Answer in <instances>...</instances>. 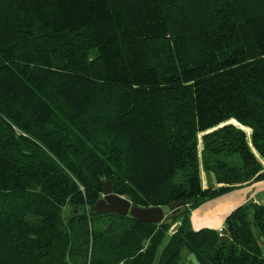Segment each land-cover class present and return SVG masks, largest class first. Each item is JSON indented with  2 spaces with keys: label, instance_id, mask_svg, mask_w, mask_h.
<instances>
[{
  "label": "trees",
  "instance_id": "trees-1",
  "mask_svg": "<svg viewBox=\"0 0 264 264\" xmlns=\"http://www.w3.org/2000/svg\"><path fill=\"white\" fill-rule=\"evenodd\" d=\"M263 180L264 0H0V264H264V203L190 223Z\"/></svg>",
  "mask_w": 264,
  "mask_h": 264
},
{
  "label": "rangeland",
  "instance_id": "rangeland-1",
  "mask_svg": "<svg viewBox=\"0 0 264 264\" xmlns=\"http://www.w3.org/2000/svg\"><path fill=\"white\" fill-rule=\"evenodd\" d=\"M229 122H232L234 125L244 129L245 132L247 134H249V132H250L249 128L242 126L233 120H231ZM200 148H201V144H199V149ZM201 177H202V182H203L204 187L216 186L214 175L211 171H202ZM236 190H241L239 192L246 193V199L241 204H247L251 201H256V200H257V202L264 203V199H263L264 198V180L252 182L246 188H245V186H242V187L233 189V190L229 191L228 193H226L227 194L226 196H229L232 192H235ZM245 190H248V191H245ZM236 192H238V191H236ZM224 198L225 197H223V198L220 197V198H214V199H210L208 201H205V202H203V204L199 205L198 207H196V209L193 210L195 212V214H192L193 213V211H192L191 216H190V223H192L193 227L195 226V228H193L194 230H197V229H200L201 227H204L203 224L199 225L200 222L208 223L207 224L208 226H206L208 228H214L216 230H219L217 227L218 224H213V220H216L218 218V215L220 214L221 216H223L222 221L224 224L225 217L227 214H229V212L226 214L228 207L226 206V203H225L226 200ZM216 199H217V201H214ZM219 200H220V202H219ZM64 214L65 215L68 214V208L67 207L64 209ZM164 219L168 220L169 217H165ZM197 225H199V226H197ZM220 228H222V230H223L224 226L220 227ZM158 255H159V252L156 256L154 264L157 263ZM182 262L184 264H199L195 260L193 254L191 252H189L187 249L183 250V252H182Z\"/></svg>",
  "mask_w": 264,
  "mask_h": 264
},
{
  "label": "water",
  "instance_id": "water-1",
  "mask_svg": "<svg viewBox=\"0 0 264 264\" xmlns=\"http://www.w3.org/2000/svg\"><path fill=\"white\" fill-rule=\"evenodd\" d=\"M90 209L96 214H116L120 216H131L137 220L148 223H160L165 217H176L186 210L183 202H172L168 205L139 207L131 203L125 196L112 192L109 182L104 183L103 195L98 199ZM179 226L176 223L172 231L174 232ZM223 239H228L227 229L221 232Z\"/></svg>",
  "mask_w": 264,
  "mask_h": 264
},
{
  "label": "crops",
  "instance_id": "crops-1",
  "mask_svg": "<svg viewBox=\"0 0 264 264\" xmlns=\"http://www.w3.org/2000/svg\"><path fill=\"white\" fill-rule=\"evenodd\" d=\"M250 185V184H249ZM249 185H247V186H249ZM247 186H245V188L247 187ZM236 191H238V192H236ZM235 192H232L229 196H226L227 194H224V195H222V196H220V197H225L224 199L226 200L225 201V203H226V206L228 207V210H227V212H226V214L228 213V212H230L233 208H235L236 206H238V205H240L242 202H244V200L246 199V193H244V192H239V191H241V190H236ZM245 191H248V190H245ZM220 197H218V198H220ZM214 201H217V199L216 200H214ZM257 201V200H256ZM219 202H220V200H219ZM218 202V203H219ZM192 213V212H191ZM192 214H195V212L193 211V213ZM225 214V215H226ZM227 216V215H226ZM223 216H221L220 214L218 215V218L216 219V220H213V224H218L217 225V227H218V229L220 228V227H223L224 226V224H223ZM201 224H203V226L204 227H206V226H208L207 224L208 223H203V222H200V224L199 225H201ZM199 225H197V226H199ZM191 226H192V223H191ZM213 226V225H212ZM192 228H195V226L193 227L192 226ZM194 256V255H193ZM195 258V257H194ZM196 260V259H195ZM197 261V260H196Z\"/></svg>",
  "mask_w": 264,
  "mask_h": 264
},
{
  "label": "built area",
  "instance_id": "built-area-1",
  "mask_svg": "<svg viewBox=\"0 0 264 264\" xmlns=\"http://www.w3.org/2000/svg\"><path fill=\"white\" fill-rule=\"evenodd\" d=\"M218 232H220V233H221V232H222V228H219ZM119 264H121V263H119Z\"/></svg>",
  "mask_w": 264,
  "mask_h": 264
}]
</instances>
